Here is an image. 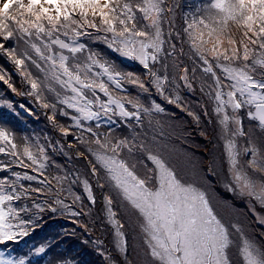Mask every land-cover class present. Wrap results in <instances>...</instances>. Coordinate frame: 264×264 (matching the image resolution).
<instances>
[{
  "label": "snow or ice",
  "instance_id": "6c2138e0",
  "mask_svg": "<svg viewBox=\"0 0 264 264\" xmlns=\"http://www.w3.org/2000/svg\"><path fill=\"white\" fill-rule=\"evenodd\" d=\"M180 7V0H0V57L27 89L3 67L0 82L33 97L53 130L72 137L48 147L59 145L69 159L65 147L72 149L86 165L70 176L38 138L0 126V264H76L53 257L51 243L23 255L11 246L48 213L90 236L99 229L82 243L104 264H264V0H200L178 17ZM197 90L201 112L184 96ZM165 105L211 143L200 128L206 117L218 154L197 157L183 147L191 133L163 119L177 115ZM0 107L15 111L9 100Z\"/></svg>",
  "mask_w": 264,
  "mask_h": 264
},
{
  "label": "trees",
  "instance_id": "16d2710c",
  "mask_svg": "<svg viewBox=\"0 0 264 264\" xmlns=\"http://www.w3.org/2000/svg\"><path fill=\"white\" fill-rule=\"evenodd\" d=\"M200 3V0H180V10L178 11V17L180 13L183 12H188L190 10H194L195 6L197 4ZM181 21L179 20V18L177 19V27H179ZM177 44L179 45V41H176ZM95 50L101 51L103 53H107L108 50L105 48V46L103 44H92L91 45ZM5 60H3V59ZM127 70L130 71H139V67L133 63H130L129 61H125L124 65H123ZM0 67H3L5 70H10V74L12 75H16V78L18 80V82L20 84H15L14 85H20V87L22 86L23 90L27 89V85H24L22 82V79L20 77V75L15 71L14 66L4 57H0ZM19 75V76H18ZM11 92L10 89L7 88L6 85H0V97L3 100H9L11 102H13L12 100H10V98L14 99V97H10L8 95V92ZM135 91V90H133ZM14 95V93H13ZM22 99L26 98V100H28L29 102V106L31 102H34V109H42V110H37L38 111V118L36 119H32L30 121V124L34 127H36V123L37 121H40V125L38 127L39 132H41L42 135H46L48 137H50L49 135V129L51 127H49V123L47 122V119L44 121L43 119H45L47 117L48 114H50L48 112V110H45L43 108L40 107L39 103H37L35 101V99L33 97H29V96H25L22 95ZM185 99L187 102H190L191 104H193L194 106L196 105L197 108L199 110L196 109V112H201V108L198 106L199 103H204L205 100L204 98H202L201 94L199 93V91L197 90L196 94L193 95L191 93H184ZM21 99V100H22ZM155 99H157V101H160V103H164L162 100H160L159 97H155ZM36 103V104H35ZM170 112H176L177 115L173 118H176L180 115H182V113H179L178 110L173 109L172 106L169 105H165ZM2 114H4L5 116H8L7 111H4L2 109ZM11 115V114H10ZM184 115V113H183ZM185 117H188L187 115ZM164 120H169L168 118H165ZM202 128H208L209 130L213 129V125L211 126V124L207 123V118L202 117V122H201ZM206 130V129H205ZM192 136L187 137L190 141H195V143L193 144H184L183 146H187V147H191V150H193L194 153H196L197 157L198 154L200 155V153L203 151V147L204 148H212V145L209 147V143L205 142V139L203 137H201L199 135V132L197 133V131H193V129H190ZM53 132V131H52ZM212 131H210L211 133ZM54 133V132H53ZM56 133V132H55ZM211 136V134H210ZM72 139V137H69V141ZM204 139V140H203ZM197 140L200 142L197 143ZM204 143L203 147L202 144ZM194 144H199V145H194ZM72 151V149H71ZM72 156V159H70V162L67 163H63L64 168L63 170H66V172L71 176L72 172L74 173V170H79L81 171L82 169H84L86 167L84 161L77 159L75 157L74 154H70ZM72 168V171L71 169ZM221 192V191H220ZM235 199V198H234ZM239 207L244 208L243 205L236 203ZM97 207H99V205H97ZM95 215V212L93 213ZM80 219L84 222H87L88 218L87 217H80ZM58 227V229H54L55 227ZM67 226H71L73 228H76L75 225H73L69 220L65 219L62 216L59 215H55V214H51L48 213L47 215H44V221L41 224V227L37 228L34 232H32L28 237H25L23 240H21V242L18 245H11L12 247H14L17 251L16 254L18 255H23L26 254L28 252V250L32 247H36L39 246L41 244L44 243H51L52 248L50 249V252H52L54 250L55 247L59 246V254L58 255H63L66 258L72 259L76 262V264H104L102 258L100 256H98L96 254V251L94 250L93 246L88 245V244H84L82 243V241L84 240H88L91 241L92 239L95 238V236H100L101 233L99 231V229H97L93 235H88L87 233L83 232V230L81 229H76V235L72 236V235H66L65 233H71L73 229H65V227ZM253 227H256L255 225H253ZM55 238H59L60 241L59 242H53V239ZM110 239V238H109ZM53 242V243H52ZM133 243H139V241L135 242L133 241ZM106 248L111 251L110 248V244L106 243ZM54 255V253H52V256ZM43 263V262H42Z\"/></svg>",
  "mask_w": 264,
  "mask_h": 264
},
{
  "label": "rangeland",
  "instance_id": "374dc122",
  "mask_svg": "<svg viewBox=\"0 0 264 264\" xmlns=\"http://www.w3.org/2000/svg\"><path fill=\"white\" fill-rule=\"evenodd\" d=\"M14 43V42H13ZM3 59V58H2ZM3 60H5V59H3ZM130 63H132V62H130ZM33 70V72H35V69H32ZM5 71H7L8 73H9V75H11V77H12V82L13 83H15V84H20L19 82H18V80H17V78H16V75L14 76V75H12V74H10V70H5ZM19 76V75H18ZM22 83V82H21ZM0 85H2V82H0ZM19 90H23V88H22V86L20 87V85H15ZM1 93V92H0ZM8 95L10 96V97H14V99H12V98H10V100H12L13 102V105H14V108H15V111L13 112V111H10V110H8L6 107H0V126H5V127H7V128H9L12 132H14L18 137H23V136H27L28 138H29V140L31 141V142H34V140H33V138H38L39 139V142H40V144L41 145H44L45 147H46V149H47V151H48V153H49V155L51 156V158H52V160H54L56 163H58V164H60L63 168H64V165H63V163H69L70 162V159L67 157V156H65V155H63L60 151H59V145H57L56 147H57V150L56 151H53V149L51 148V147H48V144H49V142H51V143H53V144H55V142L57 141V140H60L61 141V143H64L65 145L69 142V138H68V141H64L63 140V138H61L60 137V135L56 132L55 133V131L53 130V128H52V126H51V124H50V122H49V120L47 119V117L45 118V119H43L44 121L47 119V122L49 123V127H51L50 129H49V135H50V137H48V136H46V135H42L41 134V132H39V130H38V127H39V125H40V121H37V122H35L36 123V127H34V126H32L31 124H30V121L32 120V119H36V118H38V111L37 110H42V109H40V108H38L37 110L36 109H34V107H32V106H34V102H31L30 103V105L31 106H29L28 104H29V102H28V100H26V98H24V99H22V95H16L15 93H14V95H13V93L12 92H8ZM22 99V100H21ZM0 100H3L1 97H0ZM158 102H160V101H158ZM186 103L194 110V111H196V109L197 110H199L198 108H197V106L195 105H193V104H191L190 102H187L186 101ZM36 104V103H35ZM20 105H24V107L23 108H21L20 107ZM2 109L4 110V111H7V114H8V116H5L4 114H2ZM25 109H28V111H25ZM29 113H31V114H29ZM11 114V115H10ZM186 116V114H184L183 115V113H182V115H180V116H178V117H176V118H173V117H163V119H165V118H168L169 120H171L173 123H178L180 126H182L183 128H185L186 130H187V132H191L190 131V129L192 130L193 129V131H197V133L199 132V129L196 127V125L191 121V118L190 117H185ZM205 118V117H204ZM212 126V125H211ZM200 128H202V125H200ZM206 129V131L208 132V134H209V137L211 138V143L208 141V140H205V142L204 143H206V142H208L209 143V147L213 144V143H215V140H214V138H213V129L212 130H209L208 128H205ZM54 133H53V132ZM210 131H212L211 133H210ZM210 134H211V136H210ZM190 136H192V134L191 135H189V136H187V137H190ZM45 137H47V139L45 138ZM187 139V143L186 144H193V143H195V141H190L188 138H186ZM72 140V139H71ZM70 140V141H71ZM204 140V139H203ZM200 142V140L198 141L197 140V143H199ZM176 143H177V145L178 146H181L180 145V142L179 141H176ZM204 143L202 144V147H203V145H204ZM194 145H199V144H194ZM183 146V145H182ZM183 147H187V146H183ZM207 149H211L212 151H214V152H216L217 154H218V150L217 149H213V148H204L203 147V151H205V150H207ZM194 150V149H193ZM192 150V151H193ZM65 151H67L69 154H74V152H73V150L71 151V149H68L67 147H65ZM198 157H199V154H198ZM0 159H4L3 157H0ZM13 169L15 170V171H19V172H24L25 170L24 169H20V168H16L15 166H13ZM71 169V171H72V168H70ZM51 171H53V172H55L56 170L55 169H52ZM79 170H74V173L75 172H78ZM64 172H66V170H64ZM73 173V172H72ZM28 174H30V175H34L35 173H32L30 170L28 171ZM0 176H2V174H0ZM9 178L10 179H14V177H11V175L9 174ZM43 177H39V179H42ZM23 183L25 184V185H27L29 182H27V181H23ZM33 186H39V185H37V184H35V183H33ZM77 190H79V189H77ZM220 195L221 196H223L225 199H227L228 200V202L229 203H232V204H235L236 205V208H237V210H239L240 212H241V214L242 215H244V214H246L247 213V208L245 207V205L242 203V201H240L239 200V198H236V197H232L230 194H228V193H225V192H223V190L222 189H220ZM235 198V199H234ZM41 200H42V198H41ZM236 203H238V204H241V205H243L244 206V208H241V207H239ZM45 215H47V214H45ZM54 229H58V227L56 226ZM65 229H74L73 227H71V226H67V227H65ZM77 229V228H76ZM60 241V239L59 238H55V239H53V242H59ZM138 241V239L137 240H135V242H137ZM52 242V243H53ZM59 252H60V250H59V246H57V247H55L54 248V250L51 252V255H52V253H54V255H53V257L54 256H58V254H59ZM43 264V263H42Z\"/></svg>",
  "mask_w": 264,
  "mask_h": 264
}]
</instances>
